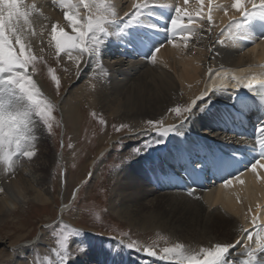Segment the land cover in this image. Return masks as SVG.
I'll list each match as a JSON object with an SVG mask.
<instances>
[{
	"label": "bare ground",
	"instance_id": "obj_1",
	"mask_svg": "<svg viewBox=\"0 0 264 264\" xmlns=\"http://www.w3.org/2000/svg\"><path fill=\"white\" fill-rule=\"evenodd\" d=\"M108 2L114 5L113 10L118 17L106 25L107 34L103 37L104 42L98 54H84L78 60V50H74L65 59L66 69L75 75L69 81L68 96L63 97L59 103L63 117L65 113L66 116L71 113V117H74L71 122L78 124L76 111L80 106L87 104L110 117L120 116L130 125V136L145 133L146 128H151L150 131L154 129L155 132L156 127L149 126V120L158 122L162 127L175 125L165 151L141 156L138 161L135 160L131 170L125 171L123 182L119 183L112 194V209L120 216H126L138 226L147 229L161 224L156 222L159 217L150 214L149 207L152 209L159 205V212L166 209L163 205L168 203L169 211L183 212L192 221L203 225L205 235L197 239H184L193 244L189 246L190 249L199 252L198 247L201 245L214 247L217 243L234 244L226 253L224 264H241L246 258L243 252L244 244L252 243L246 240V236L248 232L254 231L253 216L257 218L256 224L264 223V168H258L256 173L250 169L245 170L240 175L243 184L236 180L229 186H225L224 182L214 184L211 176L213 172L208 175L207 163H204L207 156L213 155L214 151L203 145L202 136L220 143L242 141L238 137L236 127L225 122L226 108L222 103H245V99L239 98L241 94L246 96L245 91L254 90L245 87L234 88L231 84L233 81L230 82L231 78L244 81L255 75L258 80L264 79V74H258L264 73V37L258 41L257 36L250 35L253 21L260 14L242 18L230 5L232 0H212L213 24L210 31L207 28L197 29L198 34L185 46L179 36L172 43H167L170 24L166 14L167 6L162 5L176 4L195 16L200 9L197 0H189L187 5L184 0H147V6L140 10V15L131 24L128 23L131 17L125 13H131L133 5L142 3L143 0ZM25 3L37 5V11L31 16L34 34L25 33L23 37L25 42L36 50L43 48L51 51L53 44L49 45L48 42L51 40L53 25L57 27V31L62 28L73 33L70 22L64 18V11L67 9L61 10L58 5L52 4V0H25ZM155 5H158L159 9H156ZM203 11H208V0H204ZM79 12L83 15L85 9L81 7ZM232 16L237 17L240 22V30L232 38L230 34L220 36L221 29ZM193 27H196V23ZM142 31L148 32L149 37ZM161 45L163 46L160 47ZM158 47L159 50L155 51ZM150 50L152 52H149ZM152 55L155 56V62L151 60ZM78 72L80 75L77 78ZM217 72L221 73V76H217ZM225 72L226 77L223 75ZM213 82L220 87L212 90ZM193 101L196 102L195 105L181 122L171 109L187 107ZM260 111L250 112L253 113L252 127H264V111L261 108ZM37 131L34 128L36 137ZM42 140L43 138L39 137L34 140L35 148L40 146ZM104 140L101 143L102 155L110 144H104ZM183 150L194 154L196 160L186 164L181 157L174 161L177 165H171L170 161L175 160L172 156L181 154ZM43 152L39 148L32 158L37 162ZM160 159L165 160L166 165L155 163ZM197 159H200V162ZM144 162L151 164L155 170L164 169L171 172L172 179L175 180L169 181L171 178L167 177V181L161 178L156 183L152 182ZM39 163L38 167L33 166L29 170L28 166H25L27 168H22L16 177L13 174L10 175L14 177L8 174L0 176V188L4 189L0 192V218H6L14 209L28 201L44 204L51 199L47 188L44 187L45 177L41 176L44 164ZM189 170H192V179L181 187L176 180L185 179ZM197 173L200 178L196 180ZM194 187L196 190L192 191ZM167 188L182 190H163ZM29 190L32 193H29ZM161 226L167 229L175 228L172 220L168 218ZM16 239L14 242L10 241V246L14 247L11 249L22 252L35 242L32 240L17 243L19 237ZM237 240L241 243L236 244ZM1 242L0 240V245ZM79 243L85 244V247L78 256L70 259L69 264H180L175 258L164 260L160 255L145 256L140 253L144 251L143 248H140V251L129 250L125 244L113 239L103 242L101 239L90 237L86 242L79 240ZM4 245L3 243L0 247ZM5 252L0 251V263L6 260L3 259ZM21 259L22 257L18 256L9 264H19ZM254 264H264V250L257 252Z\"/></svg>",
	"mask_w": 264,
	"mask_h": 264
},
{
	"label": "rangeland",
	"instance_id": "obj_2",
	"mask_svg": "<svg viewBox=\"0 0 264 264\" xmlns=\"http://www.w3.org/2000/svg\"><path fill=\"white\" fill-rule=\"evenodd\" d=\"M12 39L14 43V38ZM52 44L51 51L43 50V52L30 46L37 59L28 66L30 73L33 66L36 69L32 75L42 93L38 98L47 100L53 106L54 119L51 121V132L42 122L38 121L36 127L38 130L36 139L43 138L42 144L39 143L40 146L36 147V153L40 148L42 152L44 151L41 153L43 155L36 162L33 158L29 159L18 154L13 158L14 164L11 170L0 163V176L8 174L16 177L22 168H27L25 166H28L27 170H29L33 166L38 167L39 162H43L44 166L40 174L45 177L44 187L47 188L51 199L44 204L28 201L14 209L10 215H7L8 218L3 216L0 218V240L1 245L5 244L0 247V251H6L3 257L6 260L1 263L9 264L15 261L16 257L21 256L19 264H59L56 252L63 254L67 250L69 258L66 264H69L70 259L78 256L83 251L80 249L85 247V244H80L79 240L86 242L90 237L101 239L103 242L113 239L125 244L129 250L149 249L154 251L156 256L164 255L163 249L174 248L176 245H180L187 256L199 255L201 248L210 247L201 245L198 247L199 252L190 249L189 246L193 244L187 243L184 239H197L205 235L203 225L192 221L183 212L169 211L168 203L163 205L167 208L159 211L160 213L159 205L152 209L149 207L148 210L151 211L150 214L159 217L157 218L159 221H156L158 224L159 222L162 224L168 218L172 220L175 228L184 229H167L161 224L154 226L155 228L144 229L132 219L113 211L112 194L119 183L123 182L125 171L131 170L135 160L138 161L141 156L165 151L172 136L154 132V129L150 131L151 128H146L145 133L130 136L128 132L130 125L124 119L118 115L110 117L86 103L76 111L78 124H75V121L71 122L74 120L71 113L68 116L65 113L63 117L59 103L63 97L68 96L69 81L75 75L66 69L65 59L70 56L69 51L72 53L75 49L57 54L55 42L52 41ZM14 51H18V46L14 47ZM79 75L80 72L77 78ZM53 76L59 81L58 85L56 80H53ZM3 88L4 86H0V89ZM0 99L4 100L10 109H22L26 103L12 91H1ZM103 139H105L104 144H110L102 155ZM130 153L132 158L125 160ZM167 190L178 191L165 189ZM29 193L32 191L29 190ZM118 202L120 203V200ZM17 237H19L17 243L32 240L35 242L27 247L25 252L12 250L11 248L14 247L10 244L16 241ZM130 243L134 244L133 248L127 246ZM62 244L64 248L61 247ZM140 253L149 256L145 250Z\"/></svg>",
	"mask_w": 264,
	"mask_h": 264
},
{
	"label": "snow or ice",
	"instance_id": "obj_3",
	"mask_svg": "<svg viewBox=\"0 0 264 264\" xmlns=\"http://www.w3.org/2000/svg\"><path fill=\"white\" fill-rule=\"evenodd\" d=\"M188 3L189 0H184L185 5ZM197 3L200 5V9L195 13V16L186 8L179 5L174 7L167 43H172L179 36L187 46L193 36L198 34L197 29L204 30L207 28L210 31L213 24L212 0H208L207 13L203 11L204 0H197ZM52 4L58 5L61 10L67 9V11H64V18L70 22L74 33L68 34L62 28L57 31V27L52 26L51 40L48 43L51 45L52 41L55 42L56 53L75 49L78 50V60L84 54L88 56L98 54L100 46L104 42L103 37L107 34L106 25L118 17L113 10L114 5L110 4L108 0H76V2H73V0H52ZM146 6L147 0L134 4L133 11L125 13L126 16L131 17L128 23H133L140 15V10ZM81 7L85 9L83 15L79 12ZM232 8L239 13V17L264 14V0H258V2L257 0H247V3L246 0H232ZM34 11H37L35 3L29 5L25 3V0H0V86H4L0 91H12L26 102L22 109H10L4 101L0 100V163H3L9 170L13 168V158L18 154L29 159L36 155L37 149L32 142L36 139L34 128L38 126V121L42 122L51 132V121L54 119L52 104L45 99L38 98L42 93L33 79L32 73L36 71L35 67H32L31 73L28 71V66L37 57L32 53L30 45L25 42L23 37L25 33L34 34L32 33L31 20ZM225 15H228L227 11H225ZM236 21L237 17H230L227 25L221 29L219 35L230 34V38L234 37L239 27ZM194 23H196V27H193ZM12 38H14V43ZM219 43H224V41H219ZM15 46H18V51H14ZM160 47L156 48L155 51H158ZM41 52H43V48H41ZM69 55H71L70 51ZM151 60L155 62L154 55L151 56ZM216 75L221 76V73L217 72ZM223 75L226 77L227 73L225 72ZM52 78L56 80L58 85L59 81L56 77L53 76ZM256 86H259V96L264 100V79L258 80L255 76H252L244 81L236 80L233 85L237 89L240 87L252 89ZM219 87L213 82L212 90ZM195 103L193 101L187 107H176L171 111L183 122ZM147 123L149 126H155L156 131L165 136L176 128L175 125L162 127L158 125V122L152 120ZM257 132V143L264 149V127L257 129ZM131 158L132 154L130 153L129 156L125 157V160ZM262 159H264V154L250 165V170L253 173H256L258 168H264V163H261ZM241 174L242 172L227 179L224 185H231L233 180L243 184L240 179ZM2 191L4 189L0 188V192ZM256 219L253 216L252 223L255 230L248 232L246 236V240L252 243L244 244L243 252L246 258L243 259L241 264H254L257 252L264 250V223L256 224ZM240 243L241 241H236V244ZM127 246L133 248L134 244L130 243ZM233 246L234 244L217 243L214 247L201 248L199 255L187 256L183 253L181 246L176 245L174 248L163 249L164 255L160 258L164 260L175 258L180 264H224L226 253ZM61 247L64 248L65 246L62 244ZM137 250L140 249L137 248ZM144 250L149 256L156 255L154 251ZM56 255L59 257V264H66L69 258L67 250L63 254L57 251Z\"/></svg>",
	"mask_w": 264,
	"mask_h": 264
}]
</instances>
